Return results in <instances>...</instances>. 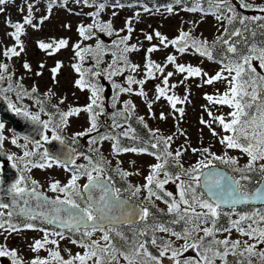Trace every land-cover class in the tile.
<instances>
[{"label": "snow or ice", "instance_id": "obj_1", "mask_svg": "<svg viewBox=\"0 0 264 264\" xmlns=\"http://www.w3.org/2000/svg\"><path fill=\"white\" fill-rule=\"evenodd\" d=\"M76 3H83L91 6V0H75ZM239 6L244 9L259 12L261 15L244 16L236 11L235 5L231 0H209L211 6L216 9L213 14L217 21L222 24L226 22L222 34L218 35L212 43L207 40H197L189 32L181 31L176 39L168 40L160 32H155V37L164 47L169 45L177 46L180 53H184L187 48H193L201 56L209 60L214 59V54L220 59L218 62L222 65L221 69L213 76H209L202 69L192 66H184L176 62V56L169 55L167 62L175 65L176 72L186 74L187 77H202L203 83L212 85L215 82H223L226 88L218 95H207L206 99L219 107H227L230 111L225 115L213 116L211 111L208 115L210 121L201 119V124L207 126L213 137H216L221 145L227 150H238L248 157V162L243 167H238L239 161L236 157L228 155L225 151L223 155H217L211 151L210 147L200 149L193 148V153L199 152L202 159L185 169L180 163V157L183 151L177 150L175 154L168 149L171 147V136L158 137L155 143H151V148L156 152L148 153L155 156L158 163L151 165V173L145 177L146 183L141 186H129L132 196H137L142 190L145 191V201L152 208H155V201L160 200L167 205V214L170 220L167 223L156 222L151 208L148 206L129 207L122 213L117 214L112 211L117 207V201H120L119 207L124 208L121 201V190L101 183V177L105 173V166L110 163L102 155H99V148H90L99 158L84 153H77L75 149L67 152H61L58 156H51L47 149L43 152L40 141L35 142V151L29 150L27 145L21 157L9 155L7 159L13 161L12 167L21 173L31 171L34 167L51 168L54 164L72 172L71 178L67 184L61 185L59 181L50 184L49 190L54 193H60L55 199H50L38 191L37 182L31 180L23 174L7 188H0V191L11 197V203L0 202V230L3 232H18L20 226L14 224L11 220L13 216L28 217L29 220H36L37 213L32 210L31 202L36 201V207L42 208L47 205L50 209L47 213L39 215L49 224H58L62 229L71 233H79V239H72L71 242L78 245L82 252L75 255H69L67 259L61 256L59 243L56 239H48L49 233L45 232L42 240H37L30 247L34 252H39L45 248L46 244L56 246L49 249V256L44 258L36 256L31 264H164L165 258L170 264H254V258L257 264H264V209L256 208L248 213H237V219H231V212H224V207L234 209L237 205H242L252 201L264 202V189L257 188L254 194L243 191L244 185L241 181L251 179L250 173H259L260 180L264 182V40L259 43L255 41L257 29L260 35L264 36V2L252 4L249 0H238ZM9 0H0V5H6ZM33 5H28V11L31 13ZM100 10L105 8L104 3L98 5ZM196 11L197 8L191 9ZM3 11V8H0ZM168 11H172L171 8ZM116 13L113 12V15ZM98 16L99 11L93 13ZM10 23L14 29L12 35L20 51L16 47L7 50L4 55L9 58L18 57L23 51L21 35L25 31V24L36 27L33 24L31 15L26 16L23 23ZM237 24L239 27H237ZM96 25H81L78 29L79 35L84 40L92 39L93 28ZM100 30L108 35H113L111 22L100 25ZM127 35L121 37L114 46L119 51V55L113 52V59L105 68H100L103 63V55L106 54L105 46L102 42H97L95 47L89 45L81 47L80 43L74 45V55L78 63L72 65L79 78L75 80L74 86L80 90L87 89L90 92V102L83 108L73 107L67 111H60L57 107L59 120L53 123L41 120L39 113H31L24 107H18L8 96V92H15L17 100L22 101L24 96L34 98L33 93L38 89L33 87L31 92L23 89L21 84L13 87L12 73L7 63L0 64V82H5L6 87L0 88V93L4 94V99L8 100V107L18 115L30 119L33 123L43 125L44 129H49L52 125V136L43 135L44 141H58L64 143L57 130H62L67 126L68 118L78 116L80 112L89 114L90 127L78 136H85L93 131H98V116L103 112V106L100 103L103 86L99 83V78L105 77L109 80L117 75H123L125 71L136 72L139 68L136 64H131L128 60V52H135L139 49L136 45H129L133 28L131 20L126 21ZM124 31V29H121ZM252 38L251 40L249 38ZM147 41L153 40V35L145 36ZM49 55L68 47V40L61 39L55 44L39 42L38 45ZM123 46V47H121ZM52 50V51H49ZM158 47L153 45L147 49L148 53L157 51ZM10 54V55H9ZM87 57L95 61V68L84 69L83 62ZM60 62L57 63L51 71L53 78L60 71ZM23 67L31 71L28 63ZM43 67V65H41ZM146 68L148 76L154 77L153 70L158 71L163 76L162 83L168 85L169 78L173 72L164 73V67L147 60ZM258 69L260 71H258ZM38 75L41 73H37ZM127 84L129 87H122L120 84L113 83V87L119 90V93H132V84L143 85L144 80H136L132 75H128ZM183 81H181L182 83ZM175 87V85L171 86ZM168 89L157 86L158 95L156 99L166 98L173 109L183 115V108H177V104L184 103L177 96H169ZM136 95L146 96L142 87ZM51 95V92L49 93ZM61 99L60 103H63ZM37 104H43L39 98H36ZM113 103L112 107L115 108ZM151 109V103L148 105ZM134 108L131 101L124 102V110L115 113L114 116H124L126 112ZM40 111L44 108L41 106ZM53 115H56L55 113ZM128 117H125L127 119ZM161 118H165L161 114ZM143 121V117L140 118ZM214 124H218L221 132H217ZM4 125L0 123V130ZM115 128H122L123 125L115 122ZM145 127H147L145 125ZM135 130L129 127L121 133L127 137ZM183 134V133H181ZM154 135V134H153ZM136 139V137H132ZM5 137L0 134V146L3 145ZM102 140H113V151L120 155L122 153L143 154L148 152L145 147H123L118 138L114 136L93 137L90 144L97 145ZM75 137L73 143H75ZM17 144V140H12ZM161 145L163 146L161 148ZM20 146V145H18ZM188 149H184L187 151ZM84 156L87 164H76V160ZM32 157L42 161L35 162ZM214 161L228 165L234 171L240 173L239 179L227 175L217 169ZM132 163H135L134 161ZM22 165V167H21ZM175 167L179 171L172 172L169 169ZM116 171L122 176L132 175L128 171L117 168ZM95 173V175H94ZM135 174H138L135 173ZM163 174V179L160 178ZM82 176L87 177V183L78 184ZM183 177V179H182ZM111 180V177H108ZM169 182L176 184L178 194L174 195L171 191L165 190V185ZM2 184V181H0ZM97 193H99L97 195ZM22 202V206H21ZM12 208V210H9ZM162 211V210H161ZM221 216H227V226L220 223ZM142 222L139 227L133 228L132 225ZM174 225H180L177 230ZM125 226L127 229L125 230ZM26 229H35L36 225L31 222L23 224ZM42 230V229H41ZM235 231L239 234L236 239L232 238ZM100 233L99 239H92L95 233ZM157 233H164L166 236H157ZM227 233V235H222ZM2 234V233H0ZM52 235L65 239L64 231L52 233ZM182 241V243H177ZM150 247L155 250L150 251ZM191 251L194 255H185ZM0 257H9L12 264H23L15 250H9L4 245H0ZM229 257L233 259L230 261Z\"/></svg>", "mask_w": 264, "mask_h": 264}, {"label": "rangeland", "instance_id": "obj_2", "mask_svg": "<svg viewBox=\"0 0 264 264\" xmlns=\"http://www.w3.org/2000/svg\"><path fill=\"white\" fill-rule=\"evenodd\" d=\"M194 5L191 9L197 8L196 11L191 9L184 10L179 7H164L155 9L152 6L145 8H137L133 6H117L111 4H105V8L100 10L97 4L85 5L83 3H76L75 0H64L61 5L54 3L52 0H9L6 5H0L3 11H0V64L7 63L12 73L13 87L16 84H21L24 90L31 92L33 87L38 89L37 93H33L34 98L24 96L22 101L17 100L15 92H8L7 96L18 107H24L31 113H39L41 120H52L53 123H57L59 116L57 113V107L60 111H67L69 108L80 107L88 105L90 102V92L80 90L74 86V82L79 78L78 73L75 72L72 67L73 64L78 63V59L75 57L74 45L80 43L81 47L93 46L97 42H102L105 49H110L111 52L106 50V54L103 55V63L100 68L107 67L113 59V52L119 55L118 49L114 46V42H118L121 37L127 35L126 21L131 20V26L134 29L131 33V39L128 41L129 45H136L139 49L135 52H128V60L131 64L139 66L136 72L125 71L123 75H117L112 77L111 80L101 77L99 83L103 86V92L101 94L100 103L103 106V112L98 116V131H93L85 136H76V133L85 132L89 127V114L86 112H80L78 116H72L68 118L67 126L62 130H57L62 139L68 140L72 146L76 149L84 151L93 155L94 159H98L99 156L90 151V148H99V155L106 161H110L105 166V173L101 178L107 179L108 171L115 177L121 178V183L126 185L128 189L126 192L121 191V196L127 197L139 206H148L151 210L158 213L167 214V205L162 201H155V208L147 204L145 201V191H141L137 196H132L129 191V186H141L146 183L145 177L151 173V165L158 163L155 156L148 153L156 152V149L151 148V143L156 142L158 137L171 136V147L168 149L175 154V151H183V155L180 157V163L187 169L197 160L203 157L199 152L193 153L191 149H200L203 147H210L211 151L217 155H223L225 151L229 156L236 157L239 161L238 167H243L248 162V157L243 155L238 150H227L221 145L216 137L211 135V132L207 126L201 124V119L210 121L211 117L208 115V111H211L213 116L225 115L230 111L227 107H219L206 99L207 95H218L226 88L225 83L215 82L212 85L203 83L202 77H187L186 74H180L176 72L175 65L167 62L169 55L176 56V62L184 66L198 67L207 73L209 76L215 75L222 65L212 62L204 56H201L193 48L189 47L184 53H180L177 50V46L169 45L164 47L160 44V41L155 37V32H160L163 36H166L168 40L176 39L181 31L189 32L191 36L197 40H207L212 43L215 38L222 34L225 23L217 21L216 16L213 14L216 12L213 8H205V5L210 4L209 0H193ZM233 5L239 9L245 16L261 15L259 12L251 11L241 8L238 0H231ZM252 4H260L264 0H249ZM101 3V2H100ZM238 3V4H237ZM33 5L31 13L28 11V5ZM171 8L172 11H168ZM99 11V15H93V13ZM113 12L116 14L113 15ZM31 15L33 24L36 27L25 24V31L21 35V41L23 43V51L20 56L11 57L5 56L4 53L16 47L17 51H20L19 46L15 38L10 35L14 29L10 26V23H23L26 16ZM111 22L113 27V35H108L106 32L100 30V25ZM95 24L93 28L92 39L84 40L78 32L81 25L89 26ZM124 29V31H121ZM153 35L152 41L145 39L146 35ZM97 35H100L98 37ZM68 40V47L61 49L58 52H54L52 55H45V50L41 49L38 45L39 42L53 43L61 40ZM156 45L157 51L148 53L147 49ZM123 47V46H121ZM50 51V50H49ZM10 55V54H9ZM164 67V73L173 72V76L169 78L168 85L162 83L163 76L156 70H153L154 77L148 76V69L146 68L147 60ZM62 65L60 71L53 78L52 69L56 67L57 63ZM24 63H28L31 67V71H28L23 67ZM43 65V67H41ZM91 65L95 68V61L86 56L83 62V68L88 69ZM258 71H260L258 69ZM41 73V74H37ZM132 75L136 80H144L145 83L141 86L138 84H132V93H119V90L113 87V83L120 84L122 87H129L127 84V76ZM181 81H183L181 83ZM175 85V87H171ZM5 82H0V88L6 87ZM157 86L165 87L168 89L167 94L169 96H177L184 103L177 104V108H183L184 112L181 115L178 111L171 107L170 102L161 97L156 99L158 95ZM146 93V96L136 95V92L141 90ZM51 92V95L49 93ZM0 97L4 99V94L0 93ZM36 98H39L43 104H37ZM63 99V103H60ZM6 103L8 100L4 99ZM131 101L134 108L126 112L124 116L116 115L124 110V102ZM115 102V108L112 107ZM151 103V109L148 105ZM43 106L44 111L41 112L40 108ZM56 115H53V114ZM161 114L165 118H161ZM132 115L140 127L144 128L147 133L151 135L149 141L138 142L137 139H132L133 132L129 136L125 137L121 135L129 126L125 122V117ZM143 117V121L140 118ZM118 122L123 125L122 128H115L113 124ZM145 125L147 127H145ZM217 132H221V128L218 124H214ZM108 129L102 131V129ZM52 125H49V129L46 130V135L50 138L52 136ZM183 133V134H181ZM0 134L5 137L3 142V149L8 155L14 157H21L25 148L23 145H27L29 150L35 151L36 145L34 143L19 139L13 135L8 127H3L0 130ZM154 134V135H153ZM114 136L119 139H127L128 141L138 142L140 147H145L148 152L143 154L136 153H122L117 155L113 151V140H102L97 145L90 144L93 137L99 138L101 136ZM75 137L76 142L73 143ZM16 139L17 144H13L12 140ZM46 142V141H44ZM20 145V146H18ZM137 147V144L134 145ZM163 146L161 145V148ZM139 148V147H138ZM184 149H188L184 151ZM41 151V149H40ZM32 159L40 163L42 161L37 160L36 157ZM135 163H132V162ZM13 161H8L7 165H12ZM87 160L84 156H80L77 165L87 164ZM215 165L227 171L234 176L238 177L240 173L234 171L228 165L221 164L219 161H214ZM3 165L0 164V175ZM22 167V165H21ZM120 168L130 173L127 177H122L116 169ZM172 172L179 171V169L172 167L169 169ZM138 174H135L137 173ZM20 175L23 174L29 178V185L31 180L37 182L38 191L44 195L55 199L60 193H54L49 190V186L54 181H59L61 185H65L71 178L72 172L66 171L64 168L56 166L39 168L34 167L31 171H19ZM95 175V173H94ZM163 179V174L160 176ZM183 179V177H182ZM238 179V178H237ZM108 180V179H107ZM87 182V177L82 176L78 181L81 186ZM245 182V181H242ZM166 191L173 192L174 195L178 194L177 185L169 182L165 185ZM264 209V207H259ZM162 210V211H161ZM254 210V209H253ZM224 211V210H223ZM232 213L231 219H237V213L234 210H229ZM251 212V211H249ZM248 213V212H244ZM169 216V215H168ZM32 222V221H29ZM175 225L174 227H176ZM180 226V225H179ZM0 245L6 246L9 250H15L18 257L23 261V264H31V261L36 257H48L49 249H53L56 246L52 244H46L44 249H41L38 253L34 252L30 247L37 240H42L45 234L40 231H34L33 229H21L18 232H3L0 230ZM157 236H166L164 233H157ZM222 235H227L224 233ZM80 238V234L78 235ZM239 234L233 231L232 238L236 239ZM100 233L97 232L93 235L92 239H99ZM48 239H56L59 243V251L61 256L65 259L69 255H75L77 252H82L78 245L71 242V239H60V237L49 233ZM182 243V241L177 242ZM64 249L66 252L62 251ZM152 249V248H151ZM153 253L155 250L152 249ZM185 255H194L191 251ZM9 257H0L1 260ZM11 259V258H10ZM167 259V258H165ZM12 260V259H11ZM121 264H124L122 261ZM219 264V262H217ZM254 264L257 261L254 258Z\"/></svg>", "mask_w": 264, "mask_h": 264}, {"label": "water", "instance_id": "obj_3", "mask_svg": "<svg viewBox=\"0 0 264 264\" xmlns=\"http://www.w3.org/2000/svg\"><path fill=\"white\" fill-rule=\"evenodd\" d=\"M100 37V35H97ZM52 51V50H50ZM45 55H49L48 53H45ZM0 123L3 125H6L10 128V132L18 136L20 138H23L25 140L31 141V142H36V141H41L43 138V135L45 133V129L43 125L38 124V123H33L30 119L25 118L22 115H14L10 108L8 107V104L4 99L0 97ZM108 129L103 128L102 131H107ZM45 149L48 150L49 155L51 156H58L61 152H67L71 150L72 148L68 146L65 142L61 144L58 141H50L45 144ZM8 153L5 152L2 146H0V164L3 165V168L1 169V175H0V181H2V184H0V188H7L10 186L15 180L19 177V172L15 168L5 165L9 160L7 159ZM217 169L223 171L227 175H230L225 169L216 166ZM231 176V175H230ZM87 183V182H86ZM85 183V184H86ZM101 183L107 184L110 187H113L112 183L105 179L101 178ZM114 188V187H113ZM260 189H264V182L259 183V185L256 187ZM256 189L252 191L250 194H254L256 192ZM40 192V191H39ZM99 193H97L98 195ZM48 197V196H47ZM50 198V197H49ZM53 199V198H50ZM121 201L124 203V208L119 207L120 201H117V207L113 208L112 211L114 213L120 214L122 213L125 209L132 207H138L136 203L132 202L129 198L121 196ZM0 202H6V203H11V197L7 196L4 194V192L0 191ZM36 201L31 202V208L33 211L37 213V219L41 220L45 225H47L49 228L52 230L56 231H64L67 232V230L62 229L58 224H49L45 219H43L39 214L40 213H47L50 211L49 207L45 205L42 208H37L36 207ZM22 206V202H21ZM242 207H254V208H259V207H264V202H259L255 201L254 199L248 203L242 204V205H237L235 206L234 209L229 208V207H224L223 210H236ZM9 210H12L10 208ZM15 218H28V217H16ZM141 222H138L139 224ZM135 224V225H137ZM133 226V225H132ZM0 264H12V261L10 258H5L1 260ZM164 264H170L167 259L164 260Z\"/></svg>", "mask_w": 264, "mask_h": 264}, {"label": "trees", "instance_id": "obj_4", "mask_svg": "<svg viewBox=\"0 0 264 264\" xmlns=\"http://www.w3.org/2000/svg\"><path fill=\"white\" fill-rule=\"evenodd\" d=\"M54 3L56 4H60L62 3V1L64 0H52ZM205 2V0H202ZM101 3H106V4H111V5H117V6H133V7H137V8H145L147 6H152L153 8L155 9H160V8H164V7H179V8H182L184 10H188V9H191L192 6L195 4L193 0H91V4H100ZM238 4V3H237ZM205 8H213L215 11L216 9L211 6L210 4H207L205 5ZM236 11L238 13H240L241 15H244L239 9L236 8ZM245 16V15H244ZM226 22H225V27H226ZM237 27H239V25L237 24ZM250 40L252 39L251 37L249 38ZM255 41L257 43H259L261 40H264V36L260 35V30L257 29V36L254 38ZM108 50V52H111L110 49H106ZM220 58L219 57H216L215 54H214V59L211 60L212 62L214 63H217L219 65H221L218 60ZM89 68H93L94 69V66L91 65ZM128 118L125 120L127 126H131L132 129H134L135 131L133 132V136L136 137L137 141L139 142H143V141H149L150 140V137L151 135L149 133H147V131L140 127L139 125H137L134 117L132 115H128L127 116ZM132 136V137H133ZM138 142H132V141H128L127 139H122L120 138V144L121 146L123 147H134L135 144H137V147H140V145H138ZM78 151V149H77ZM78 153H84L85 155H89V156H92L94 157L93 155L89 154V153H85L84 151H81L79 150ZM225 170L227 171V169L225 168ZM228 172V171H227ZM229 173V172H228ZM231 176H234L233 174L229 173ZM251 176V179L248 180V181H245V182H242V185H244V188L242 189L243 191H246L248 193H252V191H254L256 189V187L259 185L258 181L260 180V175L259 173H250L249 174ZM240 176V175H239ZM239 176L236 177L239 179ZM108 177H111V180L108 179ZM113 185L114 188H119L122 192H126V190L128 189V187L124 184H122L120 181H121V178H117L115 177L112 173H110L108 171L107 173V177H106ZM132 201V200H131ZM133 202V201H132ZM253 209H256L254 207H242V208H239V209H236L234 210L236 213H244V212H249V211H252ZM152 213H153V217H151L150 219H154L156 222H160V223H167L169 220H170V216L168 215H164V214H161V213H158L154 210H151ZM224 212H229V210L225 211ZM228 217L227 216H221V219H220V223L222 225H225L227 226V223H228ZM15 220V223L14 221L12 220V222L18 226H20L21 229H23V224L24 223H27L29 221H32L31 223H34L36 225V228H49L47 227V225H45L41 220L39 219H36V220H29L28 218H16L14 219ZM142 223V222H141ZM137 224V225H133L132 227L133 228H136V227H139L140 224ZM175 226V225H174ZM173 226V227H174ZM177 230L180 229V226L177 225L175 227ZM127 229V226H125V230ZM70 237L71 239H79L78 235L79 233H70ZM150 251H152L151 247L149 249ZM233 258L232 257H229V260L231 261Z\"/></svg>", "mask_w": 264, "mask_h": 264}, {"label": "flooded vegetation", "instance_id": "obj_5", "mask_svg": "<svg viewBox=\"0 0 264 264\" xmlns=\"http://www.w3.org/2000/svg\"><path fill=\"white\" fill-rule=\"evenodd\" d=\"M8 104V103H7ZM11 110V109H10ZM11 112L14 114V115H17V113L15 112V111H13V110H11ZM5 127H8V126H6V125H4ZM9 128V127H8ZM9 130H10V128H9ZM44 135H46V130H45V133H44ZM16 137H18V136H16ZM19 139H22V140H25V139H23V138H20V137H18ZM25 141H28V140H25ZM51 141V140H50ZM50 141H46V142H44V140H43V138H42V140L40 141L41 142V144L43 145V147L41 148V152H43V150L45 149V144L47 143V142H50ZM68 146H70L72 149H75L76 150V152L78 153V151H77V149L74 147V146H72L71 144H70V142L68 141V140H63ZM28 142H31V141H28ZM31 143H34V142H31ZM35 144V143H34ZM79 159V158H78ZM78 159L76 160V162L78 161ZM8 163V162H7ZM7 163L5 164V165H7ZM8 166H11L12 167V165H8ZM3 168V167H2ZM16 169V168H15ZM17 170V169H16ZM19 172V171H18ZM19 175H20V173H19ZM14 219H16L15 217H12L11 218V220H13L14 221V223H15V220ZM48 227V226H47ZM24 229H26V228H23V230ZM42 229V230H41ZM34 231H40L42 234H45V232H48V233H55V232H58V231H56V230H52L51 228H35V229H33ZM71 232H64V235H65V237H67L66 239H68V240H70L71 239V237H70V234ZM72 240V239H71ZM62 251L65 253L66 251L64 250V249H62Z\"/></svg>", "mask_w": 264, "mask_h": 264}]
</instances>
